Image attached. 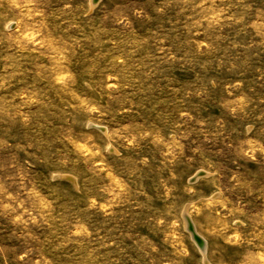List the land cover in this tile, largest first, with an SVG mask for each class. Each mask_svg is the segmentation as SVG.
I'll return each mask as SVG.
<instances>
[{"label": "rangeland", "instance_id": "rangeland-1", "mask_svg": "<svg viewBox=\"0 0 264 264\" xmlns=\"http://www.w3.org/2000/svg\"><path fill=\"white\" fill-rule=\"evenodd\" d=\"M0 264H264V0H0Z\"/></svg>", "mask_w": 264, "mask_h": 264}, {"label": "water", "instance_id": "water-1", "mask_svg": "<svg viewBox=\"0 0 264 264\" xmlns=\"http://www.w3.org/2000/svg\"><path fill=\"white\" fill-rule=\"evenodd\" d=\"M198 175L200 176V175H203V174L199 173ZM193 179H195V177H194ZM189 230H190V231H193L191 226H190ZM192 236H193V239L195 240V242H196L199 246H202V245H203V241L201 240V237H200V236H198V235H196V234H193Z\"/></svg>", "mask_w": 264, "mask_h": 264}, {"label": "bare ground", "instance_id": "bare-ground-1", "mask_svg": "<svg viewBox=\"0 0 264 264\" xmlns=\"http://www.w3.org/2000/svg\"><path fill=\"white\" fill-rule=\"evenodd\" d=\"M186 224L188 225L187 227H189V226L191 225V222L186 220ZM191 226H192V225H191ZM193 234H196V235L200 236L195 230L192 231V235H193ZM200 237H201V236H200ZM201 240H202V238H201Z\"/></svg>", "mask_w": 264, "mask_h": 264}]
</instances>
